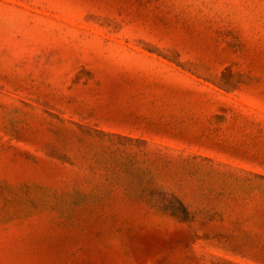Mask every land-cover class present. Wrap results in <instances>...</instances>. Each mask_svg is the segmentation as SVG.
Instances as JSON below:
<instances>
[{
  "label": "rangeland",
  "instance_id": "1",
  "mask_svg": "<svg viewBox=\"0 0 264 264\" xmlns=\"http://www.w3.org/2000/svg\"><path fill=\"white\" fill-rule=\"evenodd\" d=\"M0 264H264V0H0Z\"/></svg>",
  "mask_w": 264,
  "mask_h": 264
}]
</instances>
